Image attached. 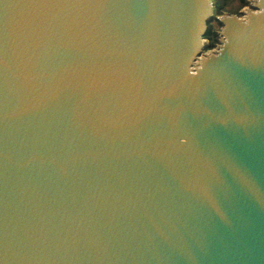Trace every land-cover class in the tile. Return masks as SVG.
Here are the masks:
<instances>
[{
	"label": "water",
	"instance_id": "1",
	"mask_svg": "<svg viewBox=\"0 0 264 264\" xmlns=\"http://www.w3.org/2000/svg\"><path fill=\"white\" fill-rule=\"evenodd\" d=\"M0 0V264H264V0Z\"/></svg>",
	"mask_w": 264,
	"mask_h": 264
},
{
	"label": "trees",
	"instance_id": "2",
	"mask_svg": "<svg viewBox=\"0 0 264 264\" xmlns=\"http://www.w3.org/2000/svg\"><path fill=\"white\" fill-rule=\"evenodd\" d=\"M241 6L249 5L250 0H239ZM230 0H213L214 4V16L211 17L207 22V29L204 35L205 39H208L207 49H212L216 46L219 41L218 30L214 26L213 21L221 27V23L217 19V16L226 11L227 6L229 5Z\"/></svg>",
	"mask_w": 264,
	"mask_h": 264
},
{
	"label": "rangeland",
	"instance_id": "3",
	"mask_svg": "<svg viewBox=\"0 0 264 264\" xmlns=\"http://www.w3.org/2000/svg\"><path fill=\"white\" fill-rule=\"evenodd\" d=\"M249 7L250 6L248 4L245 6H241L239 0H230V3L227 6L226 11H224L222 14L236 13V14L242 15V13L244 11H246ZM222 14H220V15H222ZM213 24L217 28V30L219 31L220 26L216 23V21H213Z\"/></svg>",
	"mask_w": 264,
	"mask_h": 264
},
{
	"label": "built area",
	"instance_id": "4",
	"mask_svg": "<svg viewBox=\"0 0 264 264\" xmlns=\"http://www.w3.org/2000/svg\"><path fill=\"white\" fill-rule=\"evenodd\" d=\"M218 43H219V41H218ZM218 43H217V44H218ZM217 44H216V45H217ZM214 48H215V47H214Z\"/></svg>",
	"mask_w": 264,
	"mask_h": 264
}]
</instances>
